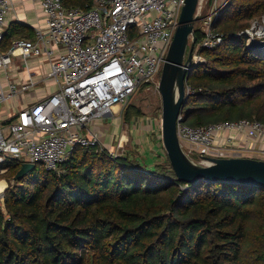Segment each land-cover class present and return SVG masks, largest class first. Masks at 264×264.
Returning <instances> with one entry per match:
<instances>
[{
  "label": "trees",
  "instance_id": "16d2710c",
  "mask_svg": "<svg viewBox=\"0 0 264 264\" xmlns=\"http://www.w3.org/2000/svg\"><path fill=\"white\" fill-rule=\"evenodd\" d=\"M65 5L87 8L90 0ZM263 15L264 0H230L217 18L224 41L201 52L206 63L188 82L194 94L181 112L188 125L264 122V51L237 36ZM141 115L123 110L126 122ZM165 160L149 167L76 147L58 171L36 165L22 180L7 160L0 264H264V187L186 184Z\"/></svg>",
  "mask_w": 264,
  "mask_h": 264
},
{
  "label": "built area",
  "instance_id": "2783aa9c",
  "mask_svg": "<svg viewBox=\"0 0 264 264\" xmlns=\"http://www.w3.org/2000/svg\"><path fill=\"white\" fill-rule=\"evenodd\" d=\"M38 1L45 27L35 30V40L19 39L7 52L0 51V71H6L17 58L26 67L30 60L42 59L49 66L46 79L56 81L58 89L18 110L0 127V166L13 160L58 171L76 147L105 149L99 134L90 128L94 121L116 106L123 112L141 87L159 88L186 0H90L87 8L67 7L65 0ZM225 2L217 0L204 16V2L198 6L195 31L202 38L193 52L195 66L206 63L203 50L215 49L224 41L213 25ZM11 12V0H0V44ZM237 36L245 37L249 48L264 51V15ZM34 85L31 76L25 83H10L8 94L1 88L0 103ZM186 94H194L188 82ZM184 120L180 114L177 135L184 153L196 164L208 166L209 159L247 155L264 157V122L253 118L190 126ZM107 151L114 158L121 156ZM7 171L0 167V198L8 188L1 178Z\"/></svg>",
  "mask_w": 264,
  "mask_h": 264
},
{
  "label": "water",
  "instance_id": "95a60500",
  "mask_svg": "<svg viewBox=\"0 0 264 264\" xmlns=\"http://www.w3.org/2000/svg\"><path fill=\"white\" fill-rule=\"evenodd\" d=\"M199 4L200 0H186L162 69L158 89L162 98L163 147L180 182L196 184L203 180L264 187V160L249 157L209 159L211 164L202 166L186 156L179 142L177 120L188 99L186 82L192 70L196 68L192 59L198 41L195 24L198 21ZM253 46L263 48L262 44ZM35 168V164H22L15 179L22 180Z\"/></svg>",
  "mask_w": 264,
  "mask_h": 264
},
{
  "label": "crops",
  "instance_id": "0c3cea01",
  "mask_svg": "<svg viewBox=\"0 0 264 264\" xmlns=\"http://www.w3.org/2000/svg\"><path fill=\"white\" fill-rule=\"evenodd\" d=\"M11 2L12 12L7 18L5 41L0 45V51L4 53L19 39L35 40V30L46 25V17L38 0H11ZM48 71L49 66L45 60H30L26 67L21 58L15 59L6 71H0V90L2 88L5 94L10 92V83L15 85L25 83L29 81L30 76L35 82L34 87L29 91L12 96L0 103V127L6 126L18 110L38 103L57 91V82L46 79ZM120 113V108H118L116 112L108 113L103 119L96 120L91 124L90 128L99 134L104 148L121 156L130 155L131 148L135 145L140 146V151L143 154L151 152L152 146H154L151 137L153 140L156 133L153 121L147 117H138L126 122ZM109 118L111 119L109 120ZM136 119L138 120L135 121ZM159 156L161 157L160 161L150 163L148 166L154 167L161 164L162 159L165 160V155L160 149ZM246 157L264 160L258 156L247 155ZM147 161L148 159H146Z\"/></svg>",
  "mask_w": 264,
  "mask_h": 264
},
{
  "label": "rangeland",
  "instance_id": "374dc122",
  "mask_svg": "<svg viewBox=\"0 0 264 264\" xmlns=\"http://www.w3.org/2000/svg\"><path fill=\"white\" fill-rule=\"evenodd\" d=\"M221 1V0H220ZM203 5H204V10H203V16L209 14L210 10L212 9V5L216 2L217 0H203ZM219 2V1H218ZM228 4V5H227ZM230 4V0H227V2H225L222 6H223V10H225ZM222 10V11H223ZM262 17V16H261ZM261 17H255L252 20H250V27L252 26V24L256 21H261ZM241 23H245V21H242ZM227 23L223 24L226 25ZM234 24V23H232ZM199 25H196V27ZM249 27V28H250ZM248 28V29H249ZM213 30L215 31L214 27ZM247 30V29H246ZM216 32V31H215ZM240 34V33H239ZM238 35V34H237ZM241 37V36H240ZM247 45V43H246ZM248 47V46H247ZM251 50L255 51H259L261 49H254L252 47H250ZM261 54H263L262 52H260ZM200 70V66H196V68H194L192 70V72L190 73V77L189 80L187 82H191L199 73ZM132 107H136L139 110H141L142 115L141 117L145 118H149L150 120L153 121L154 123V128L156 130V133L154 135V139L152 140L151 137V142L153 143L152 146L153 148L151 149V152H147V153H141L140 151V146H133L131 148V153L130 155L132 156V158L139 160L140 162L149 165L150 163H154V162H158L161 160V157L159 156V149L162 150L164 152L165 155V159L167 158L166 156V152L165 149L163 147V142H162V126H161V119H162V98H161V94L159 93V89L156 85H151L150 87L147 86H143L141 87L136 93L135 95L131 98L129 105H127V107L129 106ZM122 117H123V112L121 111ZM138 118V117H135ZM111 118H109L110 120ZM134 119V118H133ZM132 119V120H133ZM138 119H136L135 121H137ZM187 124V123H186ZM188 125V124H187ZM159 137V138H157ZM159 142V144H158ZM159 147H157L158 145ZM159 148V149H158ZM154 154H153V153ZM250 157H254V155H250ZM264 158V157H263ZM146 159H148V161L146 162ZM166 163V160L163 161L162 159V163ZM159 165V164H158ZM21 168V164H18L13 171L16 172L17 170L19 171ZM1 178L5 180L4 178V174L1 175ZM9 182V179H6ZM5 180V181H6ZM6 181V182H7ZM7 182V183H8Z\"/></svg>",
  "mask_w": 264,
  "mask_h": 264
},
{
  "label": "bare ground",
  "instance_id": "6f19581e",
  "mask_svg": "<svg viewBox=\"0 0 264 264\" xmlns=\"http://www.w3.org/2000/svg\"><path fill=\"white\" fill-rule=\"evenodd\" d=\"M202 2H203V0H200V7H201V5H202ZM117 107H118V106H116V107L113 108V111H114V112H116V111L118 110L119 107H118V108H117Z\"/></svg>",
  "mask_w": 264,
  "mask_h": 264
}]
</instances>
